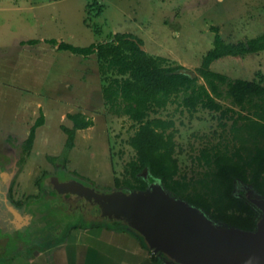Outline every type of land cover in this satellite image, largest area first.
Segmentation results:
<instances>
[{
	"label": "rangeland",
	"instance_id": "obj_1",
	"mask_svg": "<svg viewBox=\"0 0 264 264\" xmlns=\"http://www.w3.org/2000/svg\"><path fill=\"white\" fill-rule=\"evenodd\" d=\"M214 27L232 44L263 35L264 0H0V264H9L8 256L32 247L40 235L57 238L70 230L99 235L102 229L121 230L149 246L133 219L103 216L99 195L152 199L162 194L190 206L161 184L143 190L116 186L117 179H130L126 172L137 153L129 140L139 126L129 116L117 115L104 97V88L117 76L103 71L96 55H75L47 41L87 47L117 33L134 34L148 54L165 58L166 65L198 73L214 47ZM211 70L231 82H264V51L224 57ZM200 84L207 85L203 78ZM220 87L221 111H191L181 105L180 95L150 115L175 123L177 179L190 184L191 194L214 188L216 153L248 159L264 144L254 124L260 108L242 110L228 96V86ZM256 102L264 106L260 99ZM41 114L45 123L27 152L25 141ZM75 114L94 124L77 131L75 147L67 151L63 127H74L68 116ZM71 181L83 184L89 194H56L55 185ZM235 195L253 206L258 225L264 217L258 202L264 199L252 183L238 181ZM17 210L24 218L13 214ZM198 211L215 229L228 228ZM49 217L56 221L49 224Z\"/></svg>",
	"mask_w": 264,
	"mask_h": 264
},
{
	"label": "trees",
	"instance_id": "obj_2",
	"mask_svg": "<svg viewBox=\"0 0 264 264\" xmlns=\"http://www.w3.org/2000/svg\"><path fill=\"white\" fill-rule=\"evenodd\" d=\"M214 47L206 54L198 73L182 66L166 65L163 57L147 53L143 40L134 34L117 33L107 42L79 47L66 42L51 39L47 42L57 45L59 50L70 51L75 55L90 57L96 55L103 71L111 70L116 74L104 88V97L117 115H127L137 123L138 130L130 138L129 144L136 151L137 158L130 162L126 174L130 179L116 180V186L143 190L148 184H161L165 189L182 197L190 205L211 214L212 218L227 227L245 231H254L258 216L253 206L235 195L238 181L252 183L258 194L264 198V144L258 146L248 159L239 156L235 159L227 154L216 153L215 186L208 193H189L190 184L177 179L179 160L176 158L175 123L159 117L151 118L172 101L182 95L181 105L191 111L199 107L211 111L223 110L217 99L223 97L220 85L228 86V96L234 104L245 110L248 105L260 108L255 121L259 135L264 139V82L237 79L230 81L226 75L211 70L214 62L224 57H244L264 51V34L238 44L226 43L217 27ZM39 41L30 40L29 44ZM200 78L207 85L200 84ZM209 86V87H208ZM74 127H63L68 135L66 149L75 147L77 131L86 130L94 122L83 114L68 116ZM45 116H41L32 127L25 141L29 152L36 139L37 129L44 125ZM204 157L210 162L209 155ZM52 162L56 158L50 159ZM64 162H67L65 157ZM209 186L208 184H205ZM56 191V194L58 191Z\"/></svg>",
	"mask_w": 264,
	"mask_h": 264
},
{
	"label": "water",
	"instance_id": "obj_3",
	"mask_svg": "<svg viewBox=\"0 0 264 264\" xmlns=\"http://www.w3.org/2000/svg\"><path fill=\"white\" fill-rule=\"evenodd\" d=\"M55 189L72 196L90 192L76 181L55 185ZM118 198L99 195L103 216L133 219L149 247L177 264H264V217L254 232L230 227L218 230L199 208L170 201L162 194L152 199L136 195ZM258 203L264 212V200Z\"/></svg>",
	"mask_w": 264,
	"mask_h": 264
},
{
	"label": "crops",
	"instance_id": "obj_4",
	"mask_svg": "<svg viewBox=\"0 0 264 264\" xmlns=\"http://www.w3.org/2000/svg\"><path fill=\"white\" fill-rule=\"evenodd\" d=\"M13 214L24 218L18 210ZM55 221L56 217L48 218L49 224ZM102 231L99 235L70 230L57 238L40 235L32 247H21L8 256L9 264H177L166 254L155 253L131 234L121 230ZM104 231L110 235L104 237L107 236Z\"/></svg>",
	"mask_w": 264,
	"mask_h": 264
},
{
	"label": "flooded vegetation",
	"instance_id": "obj_5",
	"mask_svg": "<svg viewBox=\"0 0 264 264\" xmlns=\"http://www.w3.org/2000/svg\"><path fill=\"white\" fill-rule=\"evenodd\" d=\"M67 196L69 197V196H72V195H70V194H67V195H66V197H67ZM69 198H70V197H69Z\"/></svg>",
	"mask_w": 264,
	"mask_h": 264
}]
</instances>
